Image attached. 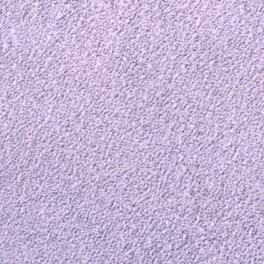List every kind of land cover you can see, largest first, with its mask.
Wrapping results in <instances>:
<instances>
[{"label":"snow or ice","instance_id":"obj_1","mask_svg":"<svg viewBox=\"0 0 264 264\" xmlns=\"http://www.w3.org/2000/svg\"><path fill=\"white\" fill-rule=\"evenodd\" d=\"M0 264H264V0H0Z\"/></svg>","mask_w":264,"mask_h":264}]
</instances>
